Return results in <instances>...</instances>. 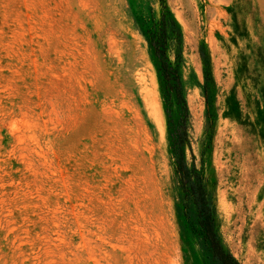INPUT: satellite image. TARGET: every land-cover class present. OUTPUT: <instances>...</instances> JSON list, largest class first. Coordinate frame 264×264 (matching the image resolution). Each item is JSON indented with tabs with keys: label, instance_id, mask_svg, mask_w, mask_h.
I'll list each match as a JSON object with an SVG mask.
<instances>
[{
	"label": "rangeland",
	"instance_id": "obj_1",
	"mask_svg": "<svg viewBox=\"0 0 264 264\" xmlns=\"http://www.w3.org/2000/svg\"><path fill=\"white\" fill-rule=\"evenodd\" d=\"M169 13L183 101L150 43ZM177 131L226 248L264 264V0H0V264H215Z\"/></svg>",
	"mask_w": 264,
	"mask_h": 264
},
{
	"label": "trees",
	"instance_id": "obj_2",
	"mask_svg": "<svg viewBox=\"0 0 264 264\" xmlns=\"http://www.w3.org/2000/svg\"><path fill=\"white\" fill-rule=\"evenodd\" d=\"M159 26L152 33L150 43L153 49L156 50L160 62V76L166 90L179 96L180 101H183L182 93V77L179 65H173L168 54V44L171 37L179 35L178 22L171 13L169 16H164L159 21ZM202 57L205 64L206 79L211 80V75L208 70L209 58L202 48ZM184 132H175L174 140L176 142V155L178 157V169L186 180L185 191L190 199H192L195 207L199 234L205 242L208 251L210 262L215 264H241V262L229 251L222 241L218 231V222L216 208L208 195V191L201 174L193 170L190 175L184 157ZM193 177V178H192Z\"/></svg>",
	"mask_w": 264,
	"mask_h": 264
}]
</instances>
